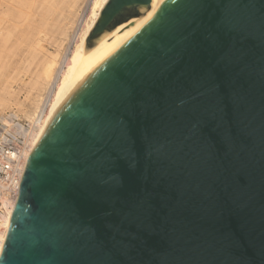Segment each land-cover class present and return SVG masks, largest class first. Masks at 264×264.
Listing matches in <instances>:
<instances>
[{"label": "water", "instance_id": "1", "mask_svg": "<svg viewBox=\"0 0 264 264\" xmlns=\"http://www.w3.org/2000/svg\"><path fill=\"white\" fill-rule=\"evenodd\" d=\"M0 264H264V0H107Z\"/></svg>", "mask_w": 264, "mask_h": 264}, {"label": "bare ground", "instance_id": "2", "mask_svg": "<svg viewBox=\"0 0 264 264\" xmlns=\"http://www.w3.org/2000/svg\"><path fill=\"white\" fill-rule=\"evenodd\" d=\"M11 1L14 2V6H11L7 10H4L2 8L3 11L0 12V38L3 39L2 42L0 43V62L2 60L1 51L4 50L5 45L9 43V38L11 36V34L9 35L7 33L6 35L5 34L3 35V27L5 23V18L7 19L8 11H11L9 13V16L14 17L16 20L23 19L21 26L23 25L24 28L23 35L20 36L19 41L17 40L13 44H11L9 48L10 50L9 52L14 54V52L18 49L24 50V54H25L24 58L27 59L26 64L28 62L29 67H32L31 63H33L34 61L37 60L38 62V63L36 62L37 65L35 72L31 74L30 79L28 80L27 83H25L26 86H28L26 90L27 91L26 96H24L25 100L14 103L17 106V110L24 115L21 116L25 117L26 119L25 123L28 124L29 127L28 131H30V133L28 134L29 138L26 139L27 144L24 148H22L20 152L21 157L23 158L22 160H17L16 152H11V151L7 152V158H2L6 160L7 163L10 164L13 162V160H17L15 166L19 167L21 174L20 177L22 180L24 171L26 170L27 163L29 161L32 149L37 141V138L39 137L45 124L53 114L57 105L59 104L68 86L70 85L73 76L75 74V71L77 69V66L79 64V61L81 59V56L99 20V17L103 11V8L107 0H89L88 13L87 15L84 16L83 19L81 18L79 22V29L76 30V32H74L73 37L71 39L73 41V45L72 48L69 50V55L66 57L63 55L65 58L61 62H59L58 60V54L54 52L52 53L45 51V48L43 47V43H45L44 41H46V36L48 35V31L51 28H53L56 31V34L59 37H64V39H66L67 31L70 30L71 27H73L76 21L78 26V20L76 19L79 18V14L77 12L78 10L75 12V8L81 0H11ZM58 5L60 8L58 7ZM74 13H77L78 17L77 15L75 16ZM72 18L73 19L75 18L76 21L73 20ZM9 33L12 32L9 31ZM69 45H71V43ZM56 49L57 48H55V50ZM59 55L61 56L60 53ZM26 64L24 62V67L26 66ZM16 71H14V73L16 72L15 74H17V76L14 77V74L12 73V76L14 78L11 79L12 76L9 78L11 85L14 84L11 81L15 82V79L19 77L20 71L18 69ZM4 76H5L4 66L3 64H1L0 90L2 85L1 79ZM22 76L24 77V74ZM17 80H20L22 83V79L18 78ZM5 87L6 86L2 88L5 94L4 93L0 94V110L2 109L4 110L6 105H8L6 96L9 97L13 96L15 91V90L12 91L13 88L11 89V87L9 88V86L6 88ZM9 100H11V98ZM41 108L43 109L42 115L40 114ZM1 122L3 123L2 124L3 128L9 127L13 124V123L12 124L9 123L7 119H3V118ZM0 132H1V128H0ZM0 159H1V153H0ZM5 176H8V174L6 173ZM17 186L19 188V184ZM17 192L18 191H15L14 194L11 195V192L6 191L5 188H2V190H0V254L3 249L6 235L10 227L11 218L15 209V202L18 194Z\"/></svg>", "mask_w": 264, "mask_h": 264}, {"label": "rangeland", "instance_id": "3", "mask_svg": "<svg viewBox=\"0 0 264 264\" xmlns=\"http://www.w3.org/2000/svg\"><path fill=\"white\" fill-rule=\"evenodd\" d=\"M11 3V4H10ZM0 4H1V6H0V12H2L3 10H2V8L4 9V10H7V9H9L11 6H14V2H12L11 0H0ZM61 6V5H60ZM58 7H59V5H58ZM81 8V10H80V8ZM87 7V8H86ZM60 8V7H59ZM85 8V9H84ZM78 10V11H77ZM88 10H89V6L86 4V1L85 0H81L78 4H77V6H76V8H75V12L77 11L78 12V14H79V18L78 19H76V20H78V26H77V21L75 20V18L73 19V20H75L76 21V23L73 25V27H71L70 28V30H68L67 31V36H66V39H64V37H59L57 34H56V31L53 29V28H51V29H49V31H48V35L46 36V41H44L45 43H43V47L45 48V51H47V52H54V53H56V54H58V60H59V62H61L62 60H64V58L66 57V56H68L69 55V50L72 48V45H73V41L71 40L72 39V37H73V34H74V32H76V30H78L79 29V22H80V20H81V18L83 19L84 18V16L85 15H87V13H88ZM85 11H86V13H85ZM11 11H8L7 12V19L5 18V23H4V27H3V35L5 34L6 35V33L7 34H11V36H10V38H9V43L8 44H6L5 45V48H4V50H2L1 51V55H2V60H1V62H0V68H1V64H3V66H4V73H5V76L1 79L2 81H1V90H0V94L1 93H4L5 94V92L2 90V88L4 87V86H6V87H8L9 86V88L11 87V89H12V91H14V97L13 96H6L7 97V104L8 105H6V107H5V109L3 110H0L1 112H0V128H2V122H1V120H2V118L3 119H7L8 120V122L9 123H14L16 120H18L19 118H22V119H19V121H26V119H25V117H22V116H24L22 113H20L18 110H17V106L14 104L15 102H19V101H23V100H25V97L24 96H26V90H27V88H28V86H26V84L25 83H27L28 82V80L30 79V77H31V74L33 73V72H35V69H36V62H37V60L36 61H34L33 63H31L32 64V67H29V63L27 62V64H26V58H24L25 57V54H24V50H21V49H18V50H16L15 52H14V54H12V53H10L9 51V48H10V46H11V44H13L15 41H19V38H20V36H22L23 35V31H24V28H23V25L21 26V24H22V22H23V19H15L14 17H11V16H9V13H10ZM82 12V13H81ZM75 14V16L77 15V17H78V14L77 13H74ZM84 14V15H83ZM83 15V16H82ZM74 16V17H75ZM8 27H7V26ZM76 25V26H75ZM73 30V31H72ZM9 31L10 32H12V33H9ZM71 32V33H70ZM73 32V33H72ZM48 37V38H47ZM12 38V39H11ZM50 38H51V40H50ZM61 38V39H60ZM72 41H70L69 39ZM2 38H0V43L2 42ZM67 40V41H66ZM68 41H69V44L71 43V45H69L68 44ZM49 42V43H48ZM60 44H62V45H60ZM46 45V46H45ZM60 45V46H59ZM67 45V46H66ZM55 48H57L56 50H55ZM65 48H67V49H65ZM62 49V50H61ZM68 51V53H67V51ZM63 51H64V53H63ZM59 53L61 54V56L59 55ZM23 55V56H22ZM65 57H64V56ZM60 56V57H59ZM62 58V59H61ZM24 59H25V61H24ZM29 61V60H28ZM24 62H25V64H26V66L24 67ZM22 63V64H21ZM38 63V62H37ZM31 64H30V66H31ZM23 67V68H22ZM26 68V69H25ZM29 68V69H28ZM19 70L20 72H19V77H17L16 79H15V82L14 81H11L12 83H14V84H10V77L12 76V73L14 74V77H16L17 76V74H15L17 71L16 70ZM21 69H23V70H21ZM26 71H25V70ZM14 71H16L15 73H14ZM23 72V73H22ZM24 74V77L22 76V75ZM22 77H21V76ZM27 76V77H26ZM13 76L11 77V79L12 78H14ZM18 78H20V79H22V83H21V81L20 80H17ZM26 79V80H25ZM17 80V81H16ZM23 80H24V82H23ZM9 81V82H8ZM19 81H20V83H19ZM19 83V85H18V83ZM5 84V85H4ZM10 84V85H9ZM22 86V87H21ZM24 86H25V88H24ZM5 87V88H6ZM5 91H6V89H5ZM21 92V93H20ZM25 92V93H24ZM3 94V95H4ZM19 97V98H18ZM11 98V100H9ZM11 105V106H10ZM15 108H14V107ZM9 107H11V108H9ZM13 107V108H12ZM9 108V109H8ZM15 111V112H14ZM18 112H19V114H18ZM11 113V114H10ZM8 114V115H7ZM15 117H14V116ZM20 115V116H19ZM22 115V116H21ZM4 116V117H3ZM9 116V117H8ZM10 116H12V117H10ZM19 116V117H18ZM2 117V118H1ZM6 117V118H5ZM12 118V119H11ZM12 120V121H11ZM12 126V125H11ZM11 126H9V127H11Z\"/></svg>", "mask_w": 264, "mask_h": 264}, {"label": "built area", "instance_id": "4", "mask_svg": "<svg viewBox=\"0 0 264 264\" xmlns=\"http://www.w3.org/2000/svg\"><path fill=\"white\" fill-rule=\"evenodd\" d=\"M86 4H89V0H86ZM43 109L41 108L40 114H43ZM28 124L25 121L16 120L11 127H2L0 132V190L5 188L6 191L11 192V195L14 194L15 191L20 190L21 185V174L19 167L15 166L17 160H22L21 150L27 144V140L29 138ZM4 151V152H2ZM16 152L17 160H13V162L7 163L6 160L2 158H7V152ZM6 173L8 176H5ZM19 184V188L18 185ZM4 191V190H3ZM18 196V194H17Z\"/></svg>", "mask_w": 264, "mask_h": 264}]
</instances>
